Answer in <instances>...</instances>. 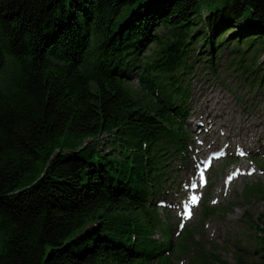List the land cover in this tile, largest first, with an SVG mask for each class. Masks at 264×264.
<instances>
[{
	"label": "trees",
	"instance_id": "trees-1",
	"mask_svg": "<svg viewBox=\"0 0 264 264\" xmlns=\"http://www.w3.org/2000/svg\"><path fill=\"white\" fill-rule=\"evenodd\" d=\"M230 42L264 84V0H0V264H173L148 200L185 151L193 50L212 62ZM183 236L178 251L194 249ZM197 245L194 264H229Z\"/></svg>",
	"mask_w": 264,
	"mask_h": 264
},
{
	"label": "rangeland",
	"instance_id": "rangeland-1",
	"mask_svg": "<svg viewBox=\"0 0 264 264\" xmlns=\"http://www.w3.org/2000/svg\"><path fill=\"white\" fill-rule=\"evenodd\" d=\"M223 36L228 41L229 31ZM233 46L236 44L231 42L225 46L220 45L219 52L214 51L216 54L212 62L208 59L193 62L199 48L193 50L190 56L192 75L186 77L184 74L182 77L189 89L186 105L189 115L182 117L183 130L187 133L182 140L185 151H173L167 156L168 161L164 167L167 177L165 181L161 180L163 186L160 194L148 200V204L155 208L153 220L169 232L167 237L163 230L157 229L153 235L160 243H169L164 254L172 256L173 264L198 262V258H195L197 243L203 245L205 253L219 255L229 264H253V260L261 254L259 243L264 239V194L246 196L245 192L258 183L264 188V151L258 150L259 144L256 141L258 137L264 136V84H260L257 79L261 71L257 75L246 74L238 68L247 44H242L240 50H233ZM147 53H151L149 48ZM253 54L252 48L247 53L250 62H253ZM258 63L264 67V54ZM129 79L138 97L150 102L151 97L147 91L142 90L139 76L133 73ZM194 93L197 108L215 117L206 143L218 142L209 152L203 153L198 162H193L189 156L191 144L188 142L189 136L193 137V142L197 133L188 126L193 118L188 107L195 101ZM206 135L204 130L196 137L201 142ZM211 137L213 140H210ZM91 139L95 137L87 141ZM99 139L108 148L114 144L113 135L108 133H102ZM74 141L77 148L83 147L82 141ZM93 143L92 146L98 150L99 142ZM204 149L202 145L201 150ZM219 151H224L222 157L213 159V164L209 166L210 157ZM241 152L245 155H241ZM95 154L100 155L96 150ZM205 167L207 183L193 191L192 182L199 181ZM184 187L189 188L187 197L183 196ZM193 197L199 198L194 205L189 202ZM188 203L192 205L190 217L185 211ZM207 206L216 208L218 212L205 220L203 215ZM178 212L183 217H179ZM185 231L192 234L190 239H194L195 248L179 252ZM238 253L243 254L242 263Z\"/></svg>",
	"mask_w": 264,
	"mask_h": 264
},
{
	"label": "bare ground",
	"instance_id": "bare-ground-1",
	"mask_svg": "<svg viewBox=\"0 0 264 264\" xmlns=\"http://www.w3.org/2000/svg\"><path fill=\"white\" fill-rule=\"evenodd\" d=\"M193 98H195L191 105H189V110L190 113L193 114V118H192V123H188V126L190 129H192L193 131H196V135L199 132H202L204 130H206L207 135L202 139L201 142H199L198 138L195 135L194 141L192 142V136H189L188 142L190 145V154L189 156L192 158L193 162H198L201 161V155L205 152H209L210 149L212 147H215V145H217L218 142L212 143L211 141L209 143H206V139L207 137H209V135H211V124L214 122V115L211 114L210 112L204 111V110H200L199 108H197V98L196 95L194 93ZM193 100V99H192ZM201 122V123H200ZM194 134V133H193ZM210 140H213V137L210 138ZM257 143L259 144V149L258 150H263L264 151V136L258 137L256 139ZM204 145L205 149L201 150V146ZM229 147H227L228 149ZM228 152V151H227ZM193 174H195V171H193ZM189 188L184 187L182 192H183V196L187 197ZM178 216L179 217H183V215H181L178 212Z\"/></svg>",
	"mask_w": 264,
	"mask_h": 264
},
{
	"label": "snow or ice",
	"instance_id": "snow-or-ice-1",
	"mask_svg": "<svg viewBox=\"0 0 264 264\" xmlns=\"http://www.w3.org/2000/svg\"><path fill=\"white\" fill-rule=\"evenodd\" d=\"M241 155H244L243 152H241ZM252 171H255L254 169ZM249 175H251V172H249ZM201 176L203 177V174L201 173ZM229 179H231V177H229ZM199 198L198 197H193L192 198V203L195 204L197 202ZM213 203H216V201H213ZM186 215H188L189 217L191 216V213H187Z\"/></svg>",
	"mask_w": 264,
	"mask_h": 264
}]
</instances>
